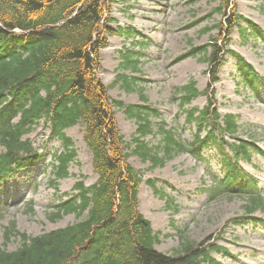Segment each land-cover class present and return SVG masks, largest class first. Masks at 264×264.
I'll return each mask as SVG.
<instances>
[{
  "label": "trees",
  "instance_id": "16d2710c",
  "mask_svg": "<svg viewBox=\"0 0 264 264\" xmlns=\"http://www.w3.org/2000/svg\"><path fill=\"white\" fill-rule=\"evenodd\" d=\"M113 2L0 0V142L5 146L0 155V175L31 164L29 161L36 157L37 151L23 136L43 116L65 145L64 152L55 155L56 178L68 175L69 164L75 157L71 139L64 130L78 123L84 125V140L98 174L93 185L77 183L78 192L63 200L52 215L60 218L75 213L78 221L38 236L21 234L22 242L16 249L0 247V264H222L211 253L229 255L226 248L211 243L210 237L191 241L183 230L179 231L181 244L174 254L156 247L160 232L153 229L151 221L139 210L142 173L129 162L131 154L157 167L186 151L200 158L205 146L217 145L227 170L224 179L214 178L215 183L206 188L209 197H243L245 214L233 219L236 223L256 220L253 214L264 211V195L237 165L239 159L249 160L255 153L262 154V150L238 136L235 114L221 116L213 85L224 55L229 53L237 59L238 74L245 86L260 91L264 78L240 54L230 50L228 44L235 26L248 38L260 35L264 39V31L239 14L233 0H220L215 9L223 14L217 25L219 36L203 45L190 42L189 49L175 59L177 62L204 54L210 76L204 91L208 95L207 105L187 112L188 122L197 126L194 140L187 144L165 123L154 130L152 117L159 112L149 104L142 89L139 92L142 103L126 104L113 99L110 86L100 80L101 50L108 45L107 35L134 34L130 26L110 25L114 19ZM121 57L123 73L117 75L114 85L120 83L128 91L137 90L143 79L126 71L141 73L140 54L127 49L121 52ZM201 92L196 82L190 81L176 88L175 100H180L183 107ZM116 108L137 122L131 142L134 148L130 152L127 151L130 143L125 141L117 123ZM204 130L206 134L201 136ZM227 134L236 140L227 141ZM148 135L159 136V142L150 143L146 140ZM224 143L233 156L225 151ZM12 224L13 228L5 229V244L16 236V225Z\"/></svg>",
  "mask_w": 264,
  "mask_h": 264
},
{
  "label": "rangeland",
  "instance_id": "374dc122",
  "mask_svg": "<svg viewBox=\"0 0 264 264\" xmlns=\"http://www.w3.org/2000/svg\"><path fill=\"white\" fill-rule=\"evenodd\" d=\"M235 2L238 13L255 21L264 30V0ZM219 5L220 0H114L111 25L116 28L132 26L141 34L108 35L109 44L101 52L98 72L100 80L110 86V96L126 104H139L142 103L139 93L142 89L149 104L159 110V114L152 117L154 130L165 123L184 142L192 141L196 125L188 123L187 112L175 100V92L177 87L189 81H195L198 88L205 91L209 82L208 62L204 54L179 62L174 60L189 49L190 42L200 45L219 36L217 25L223 19V14L215 10ZM128 48L141 53V74L131 73L130 69L126 73L140 76L145 81L132 91L120 83L114 85L117 75L123 73L121 52ZM229 48L243 55L264 77L262 38L244 37L235 27ZM214 88L221 115L236 114L239 135L243 138L254 135L257 145L264 151V88L258 94L245 86L237 72L236 59L231 55H225ZM207 101L208 95L204 92L185 109L203 108ZM115 110L120 132L130 143L127 149L130 152L134 148L131 142L137 122L128 118L122 109ZM66 133L72 140L75 158L69 165V175L57 179L55 184L51 164L55 153L64 150L62 141L51 135L45 120L37 123L27 135L42 157L33 167L17 172L14 180L11 178L0 186V211L4 208L0 215V247L9 250L19 247L20 236L12 237L5 244V228L12 223L19 232L34 236L79 220L75 214L61 218L52 216L55 204L61 197L76 192L78 182L91 185L98 178L92 165V153L83 138V125L72 126ZM146 140L157 144L160 137L148 135ZM2 151L0 144V153ZM203 155L200 160L189 152H182L157 167L135 154L130 155L129 162L141 171L143 177L139 192L140 210L151 219L155 230L161 232L156 247L164 253L174 254L181 244L178 229H183L191 241L200 242L210 237L213 243L227 247L232 256L213 252L223 264H264L263 210L255 214L261 219L259 224L230 223L219 236L216 235L227 220L244 213L245 200L239 196L209 199L204 189L212 185V174L221 176L224 169L216 146L206 149ZM240 165L255 176L264 193V156L253 155L251 160L241 161ZM29 201L33 202L32 205Z\"/></svg>",
  "mask_w": 264,
  "mask_h": 264
}]
</instances>
